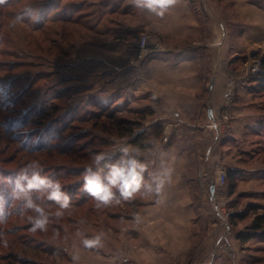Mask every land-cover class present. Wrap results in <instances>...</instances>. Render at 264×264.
Returning <instances> with one entry per match:
<instances>
[{
	"label": "rangeland",
	"instance_id": "1",
	"mask_svg": "<svg viewBox=\"0 0 264 264\" xmlns=\"http://www.w3.org/2000/svg\"><path fill=\"white\" fill-rule=\"evenodd\" d=\"M100 7L90 6L88 0L0 3V264H264V226L257 232L252 229L255 218L264 215V90L260 87L264 69L250 73L264 57L261 50L239 57L231 66L254 83L249 89L243 86L246 97L253 100L245 109L254 123L233 152L241 158L236 160V189L231 193L229 182L216 191L217 209L203 199L211 216L201 230L185 228L176 243L170 236L156 240L157 213L147 211L153 204L145 203L151 195L137 194L132 201L97 208L84 194L82 174L92 165L93 154H109L100 166L107 171L106 166L121 154L111 152H120V144L129 143L118 135V122L137 121L136 130L143 126L139 105L123 102L122 96L120 100L106 97L112 86L109 73L99 75L93 69L97 64L91 52L101 51L98 42L105 38L101 35L108 21L107 10L100 12ZM238 17L234 10L228 11V19ZM228 32L232 44L239 33L231 26ZM231 98L237 106V96ZM231 111L224 124H217L219 115L208 122L214 133L211 153L233 125L237 113ZM164 138L168 144L170 140ZM142 155L141 161L146 158ZM31 161L40 163L43 174L59 179L72 199L60 219L54 218L55 207L49 209L53 218L46 232L30 231L26 216L19 214V202L11 198L15 174ZM231 165L219 167L228 171ZM216 178L217 172L211 180ZM203 193L207 196L208 191ZM78 232L89 237L103 232V247L85 248ZM239 235L249 239L243 243Z\"/></svg>",
	"mask_w": 264,
	"mask_h": 264
},
{
	"label": "crops",
	"instance_id": "2",
	"mask_svg": "<svg viewBox=\"0 0 264 264\" xmlns=\"http://www.w3.org/2000/svg\"><path fill=\"white\" fill-rule=\"evenodd\" d=\"M88 3L108 12L107 28L101 35L105 38L98 40L101 51L91 52L97 64L93 69L99 75L107 71L112 80L106 97L139 105L137 114L143 126L135 133L142 134V142L149 145L140 149L147 158L143 161L149 164L145 179L149 172L162 174L172 169L161 193L152 194L145 203L154 205L147 211L157 213L156 240L170 236L176 243L185 228L201 230L211 216L202 203L204 198L211 202L210 193L206 196L202 192L201 183L215 185L211 178L224 163H234L228 170H239L236 160L241 158L233 153L235 145L254 123L252 113L245 109L253 100L246 97L243 86L249 89L254 83L244 80L240 70L231 66L241 60L239 57L253 56L260 50L264 53V0H176L162 17L134 7L130 0ZM229 10L239 17L228 19ZM229 26L239 33L232 44ZM145 32L154 36L151 44H158L159 49L139 61L135 43ZM232 95L239 100L237 106L232 104L237 115L228 134H221L218 150L211 153L214 133L208 130L209 110L215 119L227 96ZM165 131L168 144L163 143ZM125 138L128 145L137 148L131 137ZM193 219L194 223H184Z\"/></svg>",
	"mask_w": 264,
	"mask_h": 264
},
{
	"label": "clouds",
	"instance_id": "3",
	"mask_svg": "<svg viewBox=\"0 0 264 264\" xmlns=\"http://www.w3.org/2000/svg\"><path fill=\"white\" fill-rule=\"evenodd\" d=\"M130 2L138 9H147L150 13L162 17L176 0H130ZM0 3H4V0H0ZM120 145L121 154L114 163L106 166L107 171L100 168L109 157L105 152L94 153L92 165L83 171L81 188L87 197L96 202L97 208L132 201L137 194L141 196L159 194L165 183L171 179L170 167L162 174L149 172L148 179H145L144 174L149 171V164L138 158L143 154L141 150L126 143ZM94 167L98 171L94 172ZM43 173L44 169L38 161L27 163L15 174L11 190V198L19 202V214L26 216L32 232L47 231L53 218V214L49 212L50 208H56L54 218L60 219L64 215V210L72 206V199L64 191L59 179ZM77 235L82 237L85 248L103 247V232L91 237L82 232H78ZM76 259L74 256L73 260Z\"/></svg>",
	"mask_w": 264,
	"mask_h": 264
},
{
	"label": "built area",
	"instance_id": "4",
	"mask_svg": "<svg viewBox=\"0 0 264 264\" xmlns=\"http://www.w3.org/2000/svg\"><path fill=\"white\" fill-rule=\"evenodd\" d=\"M153 40H154V36L148 32H145L140 35V37L135 43V48L137 51V56L139 61H144L149 57V55L152 53L153 50L159 49L158 44H155L154 46L153 44H151ZM260 70H261V63L255 62V65L252 67L250 73L256 75L260 72ZM231 103H232L231 96H227L224 106L217 118L219 119L217 124H222V123L224 124L225 122L229 121V115L232 112ZM164 134H165L164 140L169 141V135H167L166 131L164 132ZM215 186H216V191L225 189L228 186V173L227 170L223 167H219L217 170V178L215 180ZM210 187H211L210 183L207 182L201 183V190L203 192L207 190L208 193H210L209 192Z\"/></svg>",
	"mask_w": 264,
	"mask_h": 264
},
{
	"label": "trees",
	"instance_id": "5",
	"mask_svg": "<svg viewBox=\"0 0 264 264\" xmlns=\"http://www.w3.org/2000/svg\"><path fill=\"white\" fill-rule=\"evenodd\" d=\"M260 61H261V67L264 69V57H262ZM260 87L264 90V82H261ZM134 124L135 122H130L127 120L119 121L117 124L118 135L121 137H128V138L131 137L132 138L131 143L135 145L136 147H138L139 149L148 148L149 145L144 144L141 140L142 134L135 133L139 124H136V125ZM227 173H228V183L230 182L229 190L231 193H234V190L236 189L235 179L237 178L238 172L237 170H228ZM263 226H264V215H259L255 218L252 229L253 231L257 232V231L262 230ZM238 239L241 240L243 243H245L249 239V237L245 235H239Z\"/></svg>",
	"mask_w": 264,
	"mask_h": 264
},
{
	"label": "water",
	"instance_id": "6",
	"mask_svg": "<svg viewBox=\"0 0 264 264\" xmlns=\"http://www.w3.org/2000/svg\"><path fill=\"white\" fill-rule=\"evenodd\" d=\"M209 117L211 118V121L214 122L212 110H209ZM209 192H210L211 202H212L213 206L215 207V209H217L216 186L215 185H211Z\"/></svg>",
	"mask_w": 264,
	"mask_h": 264
}]
</instances>
